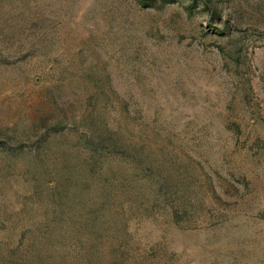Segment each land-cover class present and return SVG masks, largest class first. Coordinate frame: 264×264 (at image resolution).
Returning <instances> with one entry per match:
<instances>
[{"label":"rangeland","instance_id":"374dc122","mask_svg":"<svg viewBox=\"0 0 264 264\" xmlns=\"http://www.w3.org/2000/svg\"><path fill=\"white\" fill-rule=\"evenodd\" d=\"M0 264H264V0H0Z\"/></svg>","mask_w":264,"mask_h":264}]
</instances>
